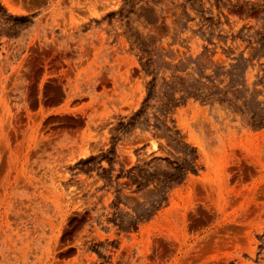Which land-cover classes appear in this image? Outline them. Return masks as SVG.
I'll list each match as a JSON object with an SVG mask.
<instances>
[{
  "label": "rangeland",
  "instance_id": "rangeland-1",
  "mask_svg": "<svg viewBox=\"0 0 264 264\" xmlns=\"http://www.w3.org/2000/svg\"><path fill=\"white\" fill-rule=\"evenodd\" d=\"M0 264H264V0H0Z\"/></svg>",
  "mask_w": 264,
  "mask_h": 264
}]
</instances>
